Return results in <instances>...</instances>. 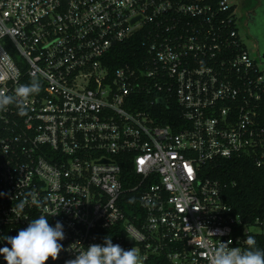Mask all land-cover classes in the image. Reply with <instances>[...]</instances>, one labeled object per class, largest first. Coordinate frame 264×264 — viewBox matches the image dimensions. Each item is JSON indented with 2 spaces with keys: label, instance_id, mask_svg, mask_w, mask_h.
<instances>
[{
  "label": "built area",
  "instance_id": "2783aa9c",
  "mask_svg": "<svg viewBox=\"0 0 264 264\" xmlns=\"http://www.w3.org/2000/svg\"><path fill=\"white\" fill-rule=\"evenodd\" d=\"M230 1L0 0V96L14 97L0 107V247L41 215L64 231L45 264L106 236L140 264H210L264 233L202 176L217 160L264 162V65ZM134 36L140 52L112 67L111 50ZM142 97L172 101L180 124H158ZM134 192L139 212L127 215Z\"/></svg>",
  "mask_w": 264,
  "mask_h": 264
},
{
  "label": "clouds",
  "instance_id": "9594fccd",
  "mask_svg": "<svg viewBox=\"0 0 264 264\" xmlns=\"http://www.w3.org/2000/svg\"><path fill=\"white\" fill-rule=\"evenodd\" d=\"M39 82L21 85L15 90V97H27L39 90ZM13 96H0V107L8 105ZM64 239L63 225L56 222L50 225L48 218L41 215L30 221L27 228L18 231L16 236H6L7 245L0 247V256L7 264H45L57 259ZM223 243V242H222ZM246 249L221 247L211 255L210 264H264V249L254 245V238L248 237ZM67 264H140L136 249L125 250L112 242L111 236L104 238L103 244H91Z\"/></svg>",
  "mask_w": 264,
  "mask_h": 264
},
{
  "label": "trees",
  "instance_id": "16d2710c",
  "mask_svg": "<svg viewBox=\"0 0 264 264\" xmlns=\"http://www.w3.org/2000/svg\"><path fill=\"white\" fill-rule=\"evenodd\" d=\"M139 38L134 36L128 41L116 45L111 50V66H120L123 63L135 58V54L140 52ZM260 52L263 48L259 49ZM134 54V55H133ZM141 109L148 110L156 117L160 125L180 124L178 112L171 101L167 108L155 104V98L140 99ZM151 101V106L147 103ZM150 109V110H149ZM202 176L217 180L222 185V194L227 204L232 208L233 213L241 219L243 223H254L256 220H264V162L257 166L247 157L217 160L214 164L205 165L202 168ZM123 181L132 178L130 168L127 166L123 170ZM138 193L124 195L122 205L125 214L139 212L136 207ZM255 246L264 249V233L252 235ZM152 264H168L163 258H155Z\"/></svg>",
  "mask_w": 264,
  "mask_h": 264
},
{
  "label": "flooded vegetation",
  "instance_id": "af4514ba",
  "mask_svg": "<svg viewBox=\"0 0 264 264\" xmlns=\"http://www.w3.org/2000/svg\"><path fill=\"white\" fill-rule=\"evenodd\" d=\"M237 8V19L248 31L255 44L256 53L264 50V0H242Z\"/></svg>",
  "mask_w": 264,
  "mask_h": 264
},
{
  "label": "rangeland",
  "instance_id": "374dc122",
  "mask_svg": "<svg viewBox=\"0 0 264 264\" xmlns=\"http://www.w3.org/2000/svg\"><path fill=\"white\" fill-rule=\"evenodd\" d=\"M230 2L235 4L236 7L238 8L242 0H231ZM238 33L240 38L242 39V42L247 48L251 59L255 60L257 64H260V61L258 59V54L256 53L255 44L250 37V35L254 33L253 30L251 29L250 31H248V29H246L241 23H239Z\"/></svg>",
  "mask_w": 264,
  "mask_h": 264
},
{
  "label": "water",
  "instance_id": "95a60500",
  "mask_svg": "<svg viewBox=\"0 0 264 264\" xmlns=\"http://www.w3.org/2000/svg\"><path fill=\"white\" fill-rule=\"evenodd\" d=\"M258 59H259L260 63L264 65V50L262 52H260V51L258 52ZM156 103L159 106H164L165 105L161 99H158L156 101Z\"/></svg>",
  "mask_w": 264,
  "mask_h": 264
}]
</instances>
